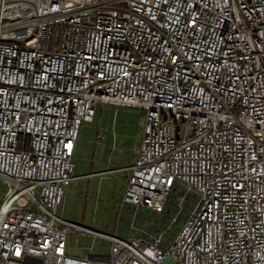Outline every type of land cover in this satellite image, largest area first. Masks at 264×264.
<instances>
[{
    "label": "built area",
    "instance_id": "2783aa9c",
    "mask_svg": "<svg viewBox=\"0 0 264 264\" xmlns=\"http://www.w3.org/2000/svg\"><path fill=\"white\" fill-rule=\"evenodd\" d=\"M106 106L145 115L123 207L198 197L169 248L58 215ZM0 179V264H264V0H0Z\"/></svg>",
    "mask_w": 264,
    "mask_h": 264
},
{
    "label": "rangeland",
    "instance_id": "374dc122",
    "mask_svg": "<svg viewBox=\"0 0 264 264\" xmlns=\"http://www.w3.org/2000/svg\"><path fill=\"white\" fill-rule=\"evenodd\" d=\"M144 112L140 109L99 107L94 123L84 124L75 148V176H88L66 187L65 201L58 215L74 224L110 236H162L169 248L195 209L198 197L176 188L163 212L145 208L123 207L129 172H108L134 164L144 129ZM7 185L0 179V199ZM106 238L72 232L68 254L88 257L109 254Z\"/></svg>",
    "mask_w": 264,
    "mask_h": 264
},
{
    "label": "crops",
    "instance_id": "0c3cea01",
    "mask_svg": "<svg viewBox=\"0 0 264 264\" xmlns=\"http://www.w3.org/2000/svg\"><path fill=\"white\" fill-rule=\"evenodd\" d=\"M104 173H106V172H100V173H96V174H90L88 176H93L94 177V176H97V175H100V174H104ZM80 177H86V176H80Z\"/></svg>",
    "mask_w": 264,
    "mask_h": 264
}]
</instances>
